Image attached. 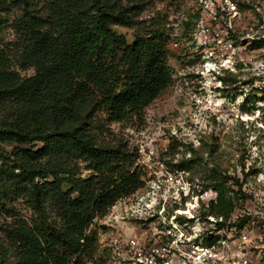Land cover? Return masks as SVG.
<instances>
[{
  "label": "trees",
  "instance_id": "trees-1",
  "mask_svg": "<svg viewBox=\"0 0 264 264\" xmlns=\"http://www.w3.org/2000/svg\"><path fill=\"white\" fill-rule=\"evenodd\" d=\"M149 3L0 0V264H86L95 217L143 184L136 148L105 135L172 83L165 21L141 18ZM215 179L213 210L227 213L242 183Z\"/></svg>",
  "mask_w": 264,
  "mask_h": 264
},
{
  "label": "built area",
  "instance_id": "built-area-1",
  "mask_svg": "<svg viewBox=\"0 0 264 264\" xmlns=\"http://www.w3.org/2000/svg\"><path fill=\"white\" fill-rule=\"evenodd\" d=\"M243 2L188 0L180 18L169 23V47L174 52L182 41L186 63L173 66L169 58L171 85L187 75L196 86L192 104H204L211 116L217 115L216 93L224 88L225 77L237 71ZM179 84L173 85L174 97L182 91ZM147 120L150 143L136 146L143 184L95 217L90 227L97 230L99 258L88 264H264V190L242 186L229 212L214 211L215 188L194 181L184 168L141 157L143 152L148 158L167 152V145L156 143L167 132L177 133L162 124L151 128ZM263 180L258 177L264 185Z\"/></svg>",
  "mask_w": 264,
  "mask_h": 264
},
{
  "label": "rangeland",
  "instance_id": "rangeland-1",
  "mask_svg": "<svg viewBox=\"0 0 264 264\" xmlns=\"http://www.w3.org/2000/svg\"><path fill=\"white\" fill-rule=\"evenodd\" d=\"M149 1L141 18L160 17L168 31L169 23L180 18L184 3H188V0ZM241 10L243 20L236 40L237 71L225 77L224 88L216 93L220 97L217 115L211 116L204 104L195 108L192 97L196 86L184 75V78H176L145 108L141 119L126 125L113 121L111 131L105 136H120L130 148H144L151 140L148 118L151 128L162 124L165 129L177 131L176 134L167 132L156 143L167 145V152L153 158L142 153L141 157L148 163L157 165L156 161H166L184 168L191 179H198L205 187L213 188L218 178L236 191L238 179L247 191L264 190L263 183L258 182V177H264V0H245ZM115 29L128 41L134 39L135 28L115 26ZM3 37L5 40L14 37L11 27L5 28ZM183 47L182 41L173 47L174 54L170 57L173 66H186ZM14 68L24 76L34 73L33 68L21 69L19 65ZM178 83L182 91L174 97L173 85ZM193 147L195 151L191 150ZM88 172L83 169L84 176ZM96 255L92 261L99 258Z\"/></svg>",
  "mask_w": 264,
  "mask_h": 264
}]
</instances>
